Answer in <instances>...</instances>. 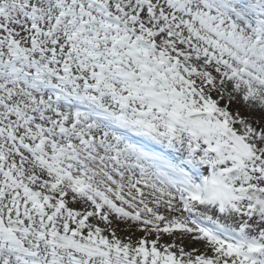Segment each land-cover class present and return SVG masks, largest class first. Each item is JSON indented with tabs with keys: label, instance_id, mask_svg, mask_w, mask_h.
Here are the masks:
<instances>
[{
	"label": "snow or ice",
	"instance_id": "obj_1",
	"mask_svg": "<svg viewBox=\"0 0 264 264\" xmlns=\"http://www.w3.org/2000/svg\"><path fill=\"white\" fill-rule=\"evenodd\" d=\"M0 264H264V0H0Z\"/></svg>",
	"mask_w": 264,
	"mask_h": 264
}]
</instances>
